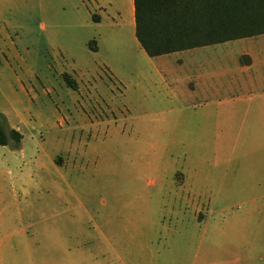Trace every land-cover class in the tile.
<instances>
[{"label": "rangeland", "instance_id": "rangeland-1", "mask_svg": "<svg viewBox=\"0 0 264 264\" xmlns=\"http://www.w3.org/2000/svg\"><path fill=\"white\" fill-rule=\"evenodd\" d=\"M111 1L44 0L67 59L34 79L55 129L0 145V264H264V82L243 84L242 40L149 57Z\"/></svg>", "mask_w": 264, "mask_h": 264}, {"label": "crops", "instance_id": "crops-1", "mask_svg": "<svg viewBox=\"0 0 264 264\" xmlns=\"http://www.w3.org/2000/svg\"><path fill=\"white\" fill-rule=\"evenodd\" d=\"M129 1L131 6L132 0ZM92 3L96 8L106 6L112 13L117 9L111 0H92ZM89 8L91 9L90 5ZM45 11L47 12V8L44 0H0V114L19 132L20 126L24 124L31 125V128L34 126L33 131L36 130L38 134L42 130L37 127L38 124L49 125L51 129H55L52 120L56 110L50 111L49 108V111H42L39 108L40 100L36 93L38 86L34 79L41 80L46 77V73L51 72L52 65L57 64L59 58L67 57L63 45L55 35L49 37ZM111 21V25L115 23L114 20ZM92 22L99 25L103 19H92ZM28 30H33L32 36ZM263 36L264 33L239 38L242 40L243 50L249 55L248 62L240 70V76L245 74L243 84L253 81L255 77L264 82V38H257ZM88 41L87 49L97 52L98 44L95 49H90ZM34 61L38 63L37 68H34ZM31 114L36 116V121L29 120ZM261 182L264 185V178ZM259 198L264 200V186Z\"/></svg>", "mask_w": 264, "mask_h": 264}, {"label": "trees", "instance_id": "trees-1", "mask_svg": "<svg viewBox=\"0 0 264 264\" xmlns=\"http://www.w3.org/2000/svg\"><path fill=\"white\" fill-rule=\"evenodd\" d=\"M135 38L149 57L264 33V0H132ZM92 19L97 21L96 16ZM92 40L88 42L91 46ZM64 83L76 89L67 73ZM0 117H3L0 114ZM0 122V145L19 142Z\"/></svg>", "mask_w": 264, "mask_h": 264}]
</instances>
